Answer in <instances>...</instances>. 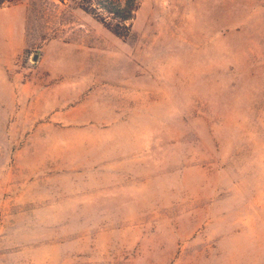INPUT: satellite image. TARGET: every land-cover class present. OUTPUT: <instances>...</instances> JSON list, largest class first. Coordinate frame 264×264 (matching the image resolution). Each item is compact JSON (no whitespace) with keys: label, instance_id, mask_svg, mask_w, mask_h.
<instances>
[{"label":"rangeland","instance_id":"1","mask_svg":"<svg viewBox=\"0 0 264 264\" xmlns=\"http://www.w3.org/2000/svg\"><path fill=\"white\" fill-rule=\"evenodd\" d=\"M94 3L0 7V264H264V0Z\"/></svg>","mask_w":264,"mask_h":264},{"label":"trees","instance_id":"2","mask_svg":"<svg viewBox=\"0 0 264 264\" xmlns=\"http://www.w3.org/2000/svg\"><path fill=\"white\" fill-rule=\"evenodd\" d=\"M19 0H0V7L5 4H11ZM98 7L106 10L109 15H112V18L116 21L115 24L108 23L107 27L116 35L120 37H126L128 33H124L121 30V24L125 21H130L133 18L134 11L137 9L138 3L137 0H95V3ZM95 5H83L82 7L87 12L93 13L96 16L100 17L98 13H95ZM102 22L106 23L107 19L100 17Z\"/></svg>","mask_w":264,"mask_h":264},{"label":"water","instance_id":"3","mask_svg":"<svg viewBox=\"0 0 264 264\" xmlns=\"http://www.w3.org/2000/svg\"><path fill=\"white\" fill-rule=\"evenodd\" d=\"M37 58H38V54L36 53L33 59L37 60Z\"/></svg>","mask_w":264,"mask_h":264}]
</instances>
